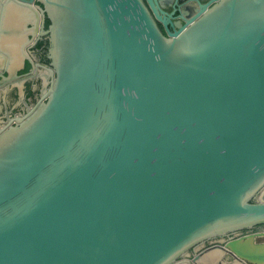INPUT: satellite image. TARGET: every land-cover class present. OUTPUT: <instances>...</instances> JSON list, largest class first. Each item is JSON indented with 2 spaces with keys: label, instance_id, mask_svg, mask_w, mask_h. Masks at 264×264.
Returning <instances> with one entry per match:
<instances>
[{
  "label": "water",
  "instance_id": "95a60500",
  "mask_svg": "<svg viewBox=\"0 0 264 264\" xmlns=\"http://www.w3.org/2000/svg\"><path fill=\"white\" fill-rule=\"evenodd\" d=\"M9 2L55 77L0 130V264H264V231L188 259L264 224V0L175 32L152 0Z\"/></svg>",
  "mask_w": 264,
  "mask_h": 264
},
{
  "label": "flooded vegetation",
  "instance_id": "af4514ba",
  "mask_svg": "<svg viewBox=\"0 0 264 264\" xmlns=\"http://www.w3.org/2000/svg\"><path fill=\"white\" fill-rule=\"evenodd\" d=\"M10 0L0 2V34L6 32V5ZM159 10L162 20L160 25L166 32L164 20L169 22V29L175 32L189 20L199 15L203 6L211 7L220 0H152ZM149 3V0H147ZM10 3V2H9ZM41 14V10L38 9ZM50 18L41 14L38 23L27 22L22 26L25 40L21 45V59L15 69L6 65L0 68V130L17 123L18 117L28 115L30 111L45 99L55 77V69L50 57ZM264 231V224L206 240L190 250L194 254L214 244H225L236 236L250 232ZM259 237L258 241H263Z\"/></svg>",
  "mask_w": 264,
  "mask_h": 264
},
{
  "label": "bare ground",
  "instance_id": "6f19581e",
  "mask_svg": "<svg viewBox=\"0 0 264 264\" xmlns=\"http://www.w3.org/2000/svg\"><path fill=\"white\" fill-rule=\"evenodd\" d=\"M1 2V0H0ZM5 20L7 31L0 34V65H6L10 70L15 69L21 59V45L25 40L22 26L34 16L16 4L7 3Z\"/></svg>",
  "mask_w": 264,
  "mask_h": 264
}]
</instances>
